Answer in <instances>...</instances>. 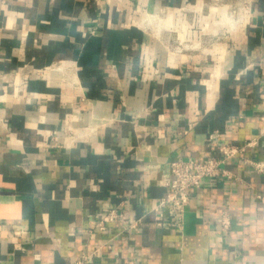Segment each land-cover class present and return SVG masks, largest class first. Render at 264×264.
I'll return each mask as SVG.
<instances>
[{"label":"crops","instance_id":"crops-1","mask_svg":"<svg viewBox=\"0 0 264 264\" xmlns=\"http://www.w3.org/2000/svg\"><path fill=\"white\" fill-rule=\"evenodd\" d=\"M216 1L0 0V264H264V0ZM253 138L172 228L169 162Z\"/></svg>","mask_w":264,"mask_h":264},{"label":"built area","instance_id":"built-area-1","mask_svg":"<svg viewBox=\"0 0 264 264\" xmlns=\"http://www.w3.org/2000/svg\"><path fill=\"white\" fill-rule=\"evenodd\" d=\"M203 35V34H202ZM199 42H194L193 47L198 48ZM148 74L146 73V77ZM256 145V139H250L241 144L221 143L218 146L219 155L210 156L203 160H196L192 157L178 156L169 162L170 177L164 180L163 185L167 186L169 190L166 195L160 199V206H167L171 213L169 225L178 232H182L184 227V211L190 201V194L192 189L199 188L205 178H214L218 176H226L228 178L235 177L234 174L229 173L223 166L224 162L236 156H241L249 147ZM243 160L250 164L256 172L264 174V160H251L243 157ZM256 199L264 203V194L256 193ZM233 215L231 213V205L226 204L222 207L218 222L220 229L223 232H228L232 225ZM123 221L124 212L116 209H109L97 221L95 227L99 231L106 228L108 222ZM157 225L162 224L159 216L156 221ZM133 222L129 224L130 227L135 226ZM99 250V249H98ZM93 252H83L74 260V264H86Z\"/></svg>","mask_w":264,"mask_h":264},{"label":"rangeland","instance_id":"rangeland-1","mask_svg":"<svg viewBox=\"0 0 264 264\" xmlns=\"http://www.w3.org/2000/svg\"><path fill=\"white\" fill-rule=\"evenodd\" d=\"M216 3L219 6H221V9L223 12H224L226 5L230 6L233 13L239 16V20L242 18L243 15H241V13H242V9L245 5L244 0H217ZM174 22H175V16H173V18H172V23L174 24ZM230 22L233 23L234 21L229 19L227 16H225V14L222 15V19L220 22L222 34L227 33V27H228L227 25H229ZM161 24L163 25L164 23L161 22ZM162 33H164V28H162Z\"/></svg>","mask_w":264,"mask_h":264},{"label":"clouds","instance_id":"clouds-1","mask_svg":"<svg viewBox=\"0 0 264 264\" xmlns=\"http://www.w3.org/2000/svg\"><path fill=\"white\" fill-rule=\"evenodd\" d=\"M224 14H225V16H227L229 19H231L233 21L239 20V16L233 13L230 6H227V5L225 6Z\"/></svg>","mask_w":264,"mask_h":264},{"label":"bare ground","instance_id":"bare-ground-1","mask_svg":"<svg viewBox=\"0 0 264 264\" xmlns=\"http://www.w3.org/2000/svg\"><path fill=\"white\" fill-rule=\"evenodd\" d=\"M147 24V23H146ZM146 27V26H145ZM232 28V27H231ZM229 29V28H228ZM187 47V46H186Z\"/></svg>","mask_w":264,"mask_h":264}]
</instances>
